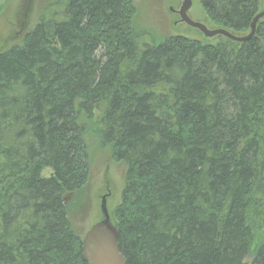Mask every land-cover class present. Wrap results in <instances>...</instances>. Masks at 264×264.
Here are the masks:
<instances>
[{
    "label": "trees",
    "instance_id": "1",
    "mask_svg": "<svg viewBox=\"0 0 264 264\" xmlns=\"http://www.w3.org/2000/svg\"><path fill=\"white\" fill-rule=\"evenodd\" d=\"M202 3L236 35L264 10ZM55 4L0 45V264H88L70 214L91 142L127 168V264H264V18L246 42L160 40L133 0Z\"/></svg>",
    "mask_w": 264,
    "mask_h": 264
},
{
    "label": "rangeland",
    "instance_id": "2",
    "mask_svg": "<svg viewBox=\"0 0 264 264\" xmlns=\"http://www.w3.org/2000/svg\"><path fill=\"white\" fill-rule=\"evenodd\" d=\"M57 1L59 0H6L0 12V45L8 47L20 42L26 33L38 24L41 17L49 16L52 10L57 9L55 4ZM133 1L141 12L142 26L150 30L152 36L156 35L160 40L170 34L201 36V33L185 24L173 23L168 9L171 5L177 4L176 0ZM194 4L196 13L205 16L206 11L201 0H194ZM146 40L152 42L151 37ZM90 154L89 180L78 200L71 206L70 214L72 223L81 236L102 218L101 205L104 197L107 209L113 215L126 185V165L114 160L108 151L94 147V142H91ZM50 173L49 168L43 172L44 176H49Z\"/></svg>",
    "mask_w": 264,
    "mask_h": 264
},
{
    "label": "water",
    "instance_id": "3",
    "mask_svg": "<svg viewBox=\"0 0 264 264\" xmlns=\"http://www.w3.org/2000/svg\"><path fill=\"white\" fill-rule=\"evenodd\" d=\"M192 6V0H184L181 16L189 26L200 30L207 38L224 36L233 41L246 42L253 38L257 31L258 22L264 18V10L260 11L251 23V30L244 35H236L225 28H208L205 24L192 20L187 12ZM70 196L66 198L69 201ZM102 218L94 223L83 237V257L88 264H127L119 243V232L107 209L106 199L103 198Z\"/></svg>",
    "mask_w": 264,
    "mask_h": 264
},
{
    "label": "flooded vegetation",
    "instance_id": "4",
    "mask_svg": "<svg viewBox=\"0 0 264 264\" xmlns=\"http://www.w3.org/2000/svg\"><path fill=\"white\" fill-rule=\"evenodd\" d=\"M176 2H177L176 5H171L169 7L168 14L171 15V18H173L174 24H177V25L185 24V25L189 26L186 22L183 21L182 16H181V12H180L184 0H181V1L176 0ZM201 2H202V0H201ZM202 5H204V4L202 3ZM187 14L192 20L197 21V22H201V23L205 24L208 28L215 29V27L210 25L211 19L209 18V16L207 14L205 16H202V15L196 13L194 0H192V6L188 10ZM189 27L195 31H198L199 33H201L203 35V33L200 30L193 28L191 26H189Z\"/></svg>",
    "mask_w": 264,
    "mask_h": 264
}]
</instances>
